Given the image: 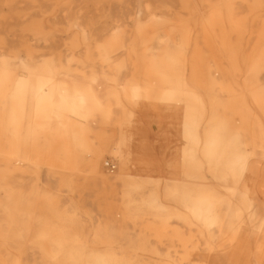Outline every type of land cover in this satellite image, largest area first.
Here are the masks:
<instances>
[{
	"label": "rangeland",
	"instance_id": "rangeland-1",
	"mask_svg": "<svg viewBox=\"0 0 264 264\" xmlns=\"http://www.w3.org/2000/svg\"><path fill=\"white\" fill-rule=\"evenodd\" d=\"M0 264H264V0H0Z\"/></svg>",
	"mask_w": 264,
	"mask_h": 264
},
{
	"label": "bare ground",
	"instance_id": "bare-ground-1",
	"mask_svg": "<svg viewBox=\"0 0 264 264\" xmlns=\"http://www.w3.org/2000/svg\"><path fill=\"white\" fill-rule=\"evenodd\" d=\"M193 200H194V198H193ZM191 203V202H190ZM211 203V202H210ZM199 204V203H198ZM211 213V212H210Z\"/></svg>",
	"mask_w": 264,
	"mask_h": 264
},
{
	"label": "built area",
	"instance_id": "built-area-1",
	"mask_svg": "<svg viewBox=\"0 0 264 264\" xmlns=\"http://www.w3.org/2000/svg\"><path fill=\"white\" fill-rule=\"evenodd\" d=\"M107 164H108V163H107ZM107 164H106V165H107Z\"/></svg>",
	"mask_w": 264,
	"mask_h": 264
}]
</instances>
